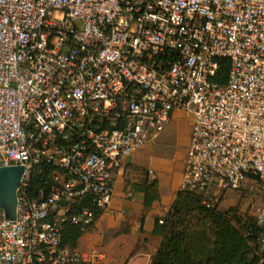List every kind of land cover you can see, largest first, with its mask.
<instances>
[{
	"label": "built area",
	"instance_id": "1",
	"mask_svg": "<svg viewBox=\"0 0 264 264\" xmlns=\"http://www.w3.org/2000/svg\"><path fill=\"white\" fill-rule=\"evenodd\" d=\"M174 111L192 119L180 190L211 206L252 175L264 228V0H0V166L24 169L0 264H98L64 226H94L121 159Z\"/></svg>",
	"mask_w": 264,
	"mask_h": 264
},
{
	"label": "crops",
	"instance_id": "2",
	"mask_svg": "<svg viewBox=\"0 0 264 264\" xmlns=\"http://www.w3.org/2000/svg\"><path fill=\"white\" fill-rule=\"evenodd\" d=\"M179 112L174 111L171 118ZM191 129L190 125L178 170H175L176 160L154 154L157 152L149 148L150 142L121 159L114 177L111 204L91 229L83 231L76 249L101 252L103 259L98 264L154 262L161 241V235L153 233L155 219L165 216L180 190ZM151 180L156 181L159 198L146 208L140 186Z\"/></svg>",
	"mask_w": 264,
	"mask_h": 264
},
{
	"label": "trees",
	"instance_id": "3",
	"mask_svg": "<svg viewBox=\"0 0 264 264\" xmlns=\"http://www.w3.org/2000/svg\"><path fill=\"white\" fill-rule=\"evenodd\" d=\"M229 61L220 60V69L211 79L223 84L227 81ZM53 168L42 165L32 174L31 189L50 185L48 178ZM250 179L252 175L248 176ZM140 189L144 192V206L150 207L158 200L155 180L145 181ZM188 196L197 204L195 210L207 222L208 228L195 230L182 215L178 203L182 196ZM233 210V211H232ZM241 218L234 209L219 211L217 205L206 206L202 197L194 192H177L176 199L163 218L155 219L153 233L161 235L156 257L152 264H264V228L257 225L253 216L243 220L244 229L239 228ZM83 233L81 228L65 224L62 243L70 248Z\"/></svg>",
	"mask_w": 264,
	"mask_h": 264
},
{
	"label": "rangeland",
	"instance_id": "4",
	"mask_svg": "<svg viewBox=\"0 0 264 264\" xmlns=\"http://www.w3.org/2000/svg\"><path fill=\"white\" fill-rule=\"evenodd\" d=\"M179 113L171 118L163 132L156 139L150 141L149 144V148L157 152L154 153L157 156L176 160L175 170L180 169V165L177 166V163H181L180 155L186 149V135L190 125L192 127L191 117L183 112ZM261 199L259 183L249 178L239 189L220 192L217 194V198L209 200V203L211 205L216 204L219 211L234 209L235 213L241 218L239 228L244 229L243 220L252 216L251 210L261 203ZM196 205L193 203V199L184 195L178 203V208L181 209L186 220L190 222L192 229H207L208 224L197 214Z\"/></svg>",
	"mask_w": 264,
	"mask_h": 264
},
{
	"label": "water",
	"instance_id": "5",
	"mask_svg": "<svg viewBox=\"0 0 264 264\" xmlns=\"http://www.w3.org/2000/svg\"><path fill=\"white\" fill-rule=\"evenodd\" d=\"M23 171L20 165L0 166V207L8 218L15 217L16 189Z\"/></svg>",
	"mask_w": 264,
	"mask_h": 264
}]
</instances>
